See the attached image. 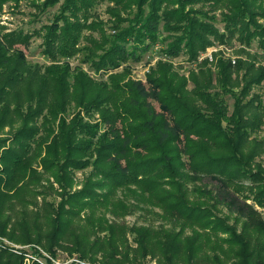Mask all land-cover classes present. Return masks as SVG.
<instances>
[{
  "label": "trees",
  "instance_id": "obj_1",
  "mask_svg": "<svg viewBox=\"0 0 264 264\" xmlns=\"http://www.w3.org/2000/svg\"><path fill=\"white\" fill-rule=\"evenodd\" d=\"M21 1L40 11L60 2L0 0V9ZM99 1L124 10L133 4L142 16L109 40L97 21L88 23ZM205 6L219 11L223 32L206 20ZM160 26L172 39L168 57L184 50L192 61L213 42L233 39L257 50H244L247 58L235 64L218 57L215 71L203 60L188 78L158 62L146 82L124 81L126 71L94 81L55 63L85 50L92 70L116 69L144 50V38L156 40ZM83 30L100 32L96 40L83 38L91 47L79 45ZM33 36L50 65L27 63ZM256 55L264 57V0H64L33 33H3L0 25V238L92 264H144L148 257L195 264L205 247L223 256L206 255L208 264H264V167L251 169L264 156V139L251 136L264 134V98L252 92L264 82ZM95 114L97 122L86 120ZM86 169L76 188L75 173ZM205 178L212 189L196 185ZM48 192L59 201L48 200ZM17 204L40 209L30 218ZM144 205L159 208L172 226L114 220ZM23 262L22 254L0 250V264Z\"/></svg>",
  "mask_w": 264,
  "mask_h": 264
},
{
  "label": "rangeland",
  "instance_id": "obj_2",
  "mask_svg": "<svg viewBox=\"0 0 264 264\" xmlns=\"http://www.w3.org/2000/svg\"><path fill=\"white\" fill-rule=\"evenodd\" d=\"M60 2L53 6L45 8L44 11H40L36 9L33 4L29 3L28 1H21L19 6L15 7L14 3H5L3 4L2 8L0 9V25L3 27V33L6 32H12L16 30H21L25 33H33L35 30L41 29L44 25L50 23L52 21L54 15L58 12V5H63L64 0H59ZM94 6L91 9V16L88 18V23L91 21H97L98 27H101V31L106 35V37L111 40L116 36L120 30L125 29L127 25L131 24L132 21H134L137 17V15H141L142 13L137 10V7L135 5H130L129 9L124 10L122 9V6H115L114 3L103 1V2H97L94 3ZM198 8L199 7H195ZM144 13L148 12V7L145 5L143 7ZM202 12H205L207 14L206 20L213 23V25L218 28L220 32H223V23L220 21V13L219 11H212L208 6H205L204 8H200ZM215 17V19H212V17ZM213 17V18H214ZM98 31H89V30H83L80 37L81 41L79 43L80 47H91L88 43V39H83L84 37H91L93 40H96L99 38ZM170 35H168L165 31L162 30L160 26V32L156 40H147L144 38V50L140 51L137 50L133 55H131V58L126 62L122 63L118 68L111 69L107 72H103L102 70L99 72H96L95 70H92L90 68L89 63L85 62L84 55L86 54V51H82L80 53H77L71 58L68 59H60L59 61L55 62L58 64H62L63 62H67L72 69L79 68L83 72H85L92 80L94 81H106L107 76L109 74L114 73H122L124 71L127 72L126 77L124 78V81L127 79L135 80V81H142L146 82L147 76L150 73L151 69L156 66L158 62H165L170 63L172 66L173 71H175L179 76H183L185 78H188L191 71H197L199 65L203 60H207L209 65H211L212 71H215V66L212 64L214 63L215 59L218 57L224 58V59H246L247 54L244 52V50L248 51L249 53L253 54L256 52V44L253 43L251 48H245L244 46L240 45L236 40H231L229 43L220 44L218 42H213L210 46L205 48V50L200 51L199 55L195 60H188V56L185 55L183 52L176 57H168L165 54V51L167 47L170 45L172 39L169 38ZM98 42V41H97ZM78 45V46H79ZM110 43H108L105 47H108ZM131 43H127V48L132 49L130 47ZM19 49H23L22 46L18 47ZM94 46H92V49ZM217 48L216 52H213L212 55L214 59L212 61L209 60V58H206L204 55L209 52L211 49ZM42 47H41V39L37 36H33L30 39V46L28 49H24V56L26 58V61L29 65H38L42 68L45 66H48L51 64V60H49L43 53H42ZM98 54L101 53V51L97 52ZM256 63L257 65H263L264 66V57L257 56L256 55ZM190 86V84H189ZM189 86L187 88H189ZM255 94L262 95V99L264 98V82L261 86L255 87L252 90ZM229 110H231L232 100L228 96H223ZM155 108L158 110V105L154 103ZM89 122L95 123L97 122L98 115L95 114L92 118H86ZM8 128L5 129L7 131ZM252 137H256L257 139H264L263 133H256L252 134ZM264 156H261L257 159H255V162L251 165V169H255V165L258 163H261L264 167ZM90 169H86L84 171H78L75 173V181H76V188L80 187V182L83 180L85 176L88 175ZM45 184V182H42ZM196 185H203L207 186V188L212 189L214 187V183L208 179L205 178L203 181H197ZM45 186V185H44ZM191 187V185H190ZM48 200L58 202L59 198H56L55 194L52 192H48ZM129 203L135 202L132 197L128 198ZM41 203L40 198H38V205ZM22 207L17 204L15 207V210L18 211ZM25 213L29 214L30 218L32 215H34L35 210L37 209L39 211L40 207H34L32 205H29L26 208H22ZM161 211L159 208L151 207L148 205H144L142 208L135 209L132 214H129L125 216L124 218H117L114 219L119 224H124L127 226L132 225H143V226H150L152 228H159V227H170L172 226L171 223L166 222L161 217ZM225 213V210L223 211ZM222 213V214H223ZM262 215L264 217V210H262ZM111 218V217H110ZM112 219V218H111ZM229 225H234L237 233H240L241 231V225L234 224L233 220H228ZM129 241L131 240V236L128 235ZM7 250L10 253H16V254H22L24 257L23 264H32L33 262H38L39 264H46V260H50L51 264H92L88 262L87 260H80L78 258V254H72L69 255L67 252L57 249L56 255L52 256L48 252H46L43 248L33 244H15L13 242H10L9 240L5 238H0V250ZM214 254H217L219 257H223L220 253V251H212L209 249V247H205L199 254L196 259L195 264H208L206 260V255L212 256ZM99 258V255L97 256ZM144 264H155L153 260H151L149 257L145 260Z\"/></svg>",
  "mask_w": 264,
  "mask_h": 264
},
{
  "label": "built area",
  "instance_id": "obj_3",
  "mask_svg": "<svg viewBox=\"0 0 264 264\" xmlns=\"http://www.w3.org/2000/svg\"><path fill=\"white\" fill-rule=\"evenodd\" d=\"M216 50H217V48H213L209 52H207L204 56L206 58H209L210 61H212L214 59L212 53L216 52ZM230 61H231L232 64H235V59L234 58H231Z\"/></svg>",
  "mask_w": 264,
  "mask_h": 264
}]
</instances>
